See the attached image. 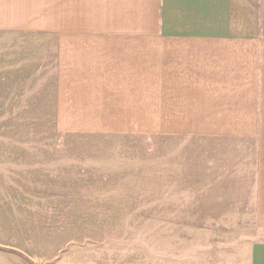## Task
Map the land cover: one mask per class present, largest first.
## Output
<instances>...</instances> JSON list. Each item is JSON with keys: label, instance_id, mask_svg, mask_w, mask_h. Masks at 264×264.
I'll use <instances>...</instances> for the list:
<instances>
[{"label": "crops", "instance_id": "crops-1", "mask_svg": "<svg viewBox=\"0 0 264 264\" xmlns=\"http://www.w3.org/2000/svg\"><path fill=\"white\" fill-rule=\"evenodd\" d=\"M23 34L93 134L153 140L154 264H264V0H0Z\"/></svg>", "mask_w": 264, "mask_h": 264}, {"label": "rangeland", "instance_id": "rangeland-1", "mask_svg": "<svg viewBox=\"0 0 264 264\" xmlns=\"http://www.w3.org/2000/svg\"><path fill=\"white\" fill-rule=\"evenodd\" d=\"M53 44L0 36V264H154L153 140L75 118Z\"/></svg>", "mask_w": 264, "mask_h": 264}]
</instances>
